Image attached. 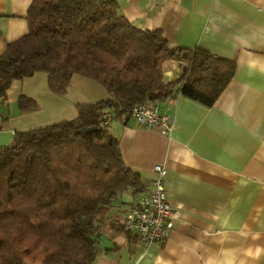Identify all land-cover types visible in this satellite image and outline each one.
I'll use <instances>...</instances> for the list:
<instances>
[{
    "label": "crops",
    "instance_id": "obj_1",
    "mask_svg": "<svg viewBox=\"0 0 264 264\" xmlns=\"http://www.w3.org/2000/svg\"><path fill=\"white\" fill-rule=\"evenodd\" d=\"M136 27L158 29L172 47H201L233 60L235 71L210 106L177 95L156 101L172 119L169 134L139 125L130 114L108 124L121 156L144 187L153 167L166 169L172 207L168 236L145 247L123 229L137 194L124 192L107 213L93 264H264V0H115ZM30 0H0V55L28 30ZM183 69L163 64L165 81ZM36 101L20 111L19 95ZM108 96L98 82L73 75L64 95L38 72L13 80L0 98V147L16 130L73 119L75 104Z\"/></svg>",
    "mask_w": 264,
    "mask_h": 264
},
{
    "label": "trees",
    "instance_id": "obj_2",
    "mask_svg": "<svg viewBox=\"0 0 264 264\" xmlns=\"http://www.w3.org/2000/svg\"><path fill=\"white\" fill-rule=\"evenodd\" d=\"M27 32L0 55V98L13 80L42 72L64 95L73 75L108 96L75 104L77 115L16 130L0 147V264H93L97 240L120 196L143 190L102 114H130L146 99L177 95L210 106L231 80L233 60L201 47H172L158 29L136 27L115 0H30ZM183 64L172 80L163 64ZM20 111L36 101L19 95ZM81 127H95L81 133Z\"/></svg>",
    "mask_w": 264,
    "mask_h": 264
},
{
    "label": "built area",
    "instance_id": "obj_3",
    "mask_svg": "<svg viewBox=\"0 0 264 264\" xmlns=\"http://www.w3.org/2000/svg\"><path fill=\"white\" fill-rule=\"evenodd\" d=\"M130 115L139 125L156 128L163 134H169L172 129L171 117L159 113L155 100L146 99L136 104ZM101 118L103 124H109L113 114L105 111ZM152 171L153 178L137 193L135 202L122 221L123 229L135 234L145 247L165 239L174 223L172 207L164 185L166 169L161 164H155Z\"/></svg>",
    "mask_w": 264,
    "mask_h": 264
},
{
    "label": "water",
    "instance_id": "obj_4",
    "mask_svg": "<svg viewBox=\"0 0 264 264\" xmlns=\"http://www.w3.org/2000/svg\"><path fill=\"white\" fill-rule=\"evenodd\" d=\"M95 127H81L79 126V131L83 134L94 131Z\"/></svg>",
    "mask_w": 264,
    "mask_h": 264
}]
</instances>
